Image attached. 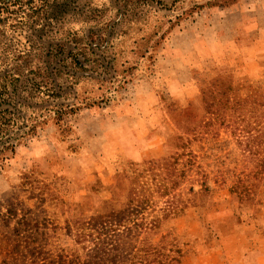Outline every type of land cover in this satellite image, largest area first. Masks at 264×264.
<instances>
[{"label":"rangeland","instance_id":"rangeland-1","mask_svg":"<svg viewBox=\"0 0 264 264\" xmlns=\"http://www.w3.org/2000/svg\"><path fill=\"white\" fill-rule=\"evenodd\" d=\"M263 59L264 0H0V264H264Z\"/></svg>","mask_w":264,"mask_h":264},{"label":"trees","instance_id":"trees-1","mask_svg":"<svg viewBox=\"0 0 264 264\" xmlns=\"http://www.w3.org/2000/svg\"><path fill=\"white\" fill-rule=\"evenodd\" d=\"M57 71H58V74L56 76V79L58 80L57 84L55 83V81L53 79V75L51 73H48L47 78H49V82H46V83L42 82V85H40V84L33 85L34 87H36V90L39 91L41 94H44V95L48 96L49 98L56 99L54 102H57L58 99L62 98L61 92L63 91V87L59 83V78H61V76H62V71L61 70H57ZM8 77H9V75H6L2 78L0 77V80L1 79L3 80L2 83H0V145H2V146H0V155L1 154L3 155L2 158L4 160H5V158H4L5 157V151H7L9 149V146H6V144H3L6 142L3 141V137L1 138V135H7L8 134V132H5V131H8V129L10 128V126H8V124H10L9 119H11L10 115H12V111L9 110L8 108L1 109L5 104H10V102L5 100V95H8L7 93L9 91V87H8V85H6V83L4 84V80H6ZM18 79L16 81H13V82L11 81V83H10L11 86L12 85L15 86L14 91L18 90V84L20 82V80H18ZM23 90H26V88L22 87V91ZM224 95H227L226 97H230L229 94H227V93H224ZM21 106H23L22 103L20 104V107ZM66 108H68V107H66L64 105H62L60 107L55 106L53 108L52 111H54L56 114V118H55L56 120L61 121L63 119V117H64L63 115L67 111ZM68 109H71L70 112L74 111L73 108H68ZM19 118L23 119L22 117H19ZM143 135H144V137H146L145 132ZM109 177H111V176H106V177L96 176V182L98 181L97 182L98 183L97 189H98L100 196L104 200V205H106V208L108 209L109 207H111V210L114 211L115 205L113 204V201L115 198V190L117 189V185H115V180L117 179V176H112L111 179H109ZM107 179H109V180H107ZM10 212H11V210H10ZM253 248H254L253 246H251L250 249H247L245 247L246 250H244L243 258L241 259L243 261V263L248 264V262H250L252 259L254 260L255 254H254Z\"/></svg>","mask_w":264,"mask_h":264},{"label":"crops","instance_id":"crops-1","mask_svg":"<svg viewBox=\"0 0 264 264\" xmlns=\"http://www.w3.org/2000/svg\"><path fill=\"white\" fill-rule=\"evenodd\" d=\"M261 68H264V59L260 62Z\"/></svg>","mask_w":264,"mask_h":264}]
</instances>
